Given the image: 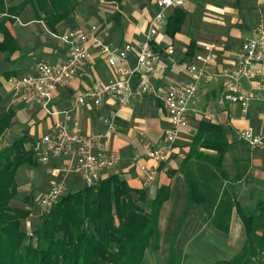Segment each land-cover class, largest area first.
<instances>
[{"label":"crops","instance_id":"0c3cea01","mask_svg":"<svg viewBox=\"0 0 264 264\" xmlns=\"http://www.w3.org/2000/svg\"><path fill=\"white\" fill-rule=\"evenodd\" d=\"M157 1L4 0L5 8H20L10 19L5 11H0V24H3L0 29V113L8 108L14 111L11 125L2 137L13 134L9 143L27 134L30 140L25 147L29 149L56 122L67 123L69 128L89 135L104 132L103 117L111 116L116 130L101 142L106 150L119 154V161L103 171L102 179L117 174L131 188L142 190L148 201L157 195L162 200L157 217L158 240L154 247L145 250L140 264H165L173 253L182 256L180 264H213L230 259L243 245L245 230L239 211L254 210L258 202L264 203V145L251 149L239 138L242 129L255 133L264 129V90L259 88L260 77L237 82L222 73L223 69L234 65L244 41L256 36L258 27L264 28V0H184L179 7L167 10L165 26L157 36L155 50L159 60L152 83L157 89H163L167 85L190 82L193 75L185 69L190 63L201 68V75L197 93L190 101L194 112L187 126L180 130L173 154L163 163L147 160L142 150L144 138L161 144L162 129L169 125L166 112L153 96L131 98L126 105L110 96L103 98L98 107L74 106L80 92L107 83L114 76L113 68L98 47L88 48V57L75 75L58 86L45 103L25 105L12 91V80L31 71L37 62L55 63L65 58L68 46L61 35L74 28L89 30L91 25H96L97 34L111 50L129 43L132 50L127 64L132 66L157 11ZM176 10L183 15L182 23L180 29L170 34L166 30L167 20ZM206 45H210L208 51ZM168 48L173 50L171 54L167 53ZM207 54L210 55L208 61ZM116 62L123 63L118 59ZM250 66L259 65L251 63ZM262 66L264 70V63ZM227 92L247 96V106L242 108L238 102L225 98ZM203 123L220 126L229 144L220 155L215 149L198 148L203 156L217 160L218 168L209 170L215 169V174L220 170L221 182L219 186L213 184L212 201L188 204V186L181 165ZM138 163L155 166L156 174L151 183L145 184L138 176ZM59 165L60 160L50 159L43 163L37 160L35 168L21 167L16 175L17 195L11 199V205L28 210V203L54 184L56 177L52 171ZM201 171L195 169L192 174L199 175ZM84 186L77 175L71 174L66 178L65 192ZM235 189L252 190L259 199L249 208L250 205H243L238 199ZM222 195L233 202L226 228L213 222ZM29 217L30 212L25 218V228L33 225ZM154 252L164 254L161 262L152 259Z\"/></svg>","mask_w":264,"mask_h":264},{"label":"trees","instance_id":"16d2710c","mask_svg":"<svg viewBox=\"0 0 264 264\" xmlns=\"http://www.w3.org/2000/svg\"><path fill=\"white\" fill-rule=\"evenodd\" d=\"M19 8H5L4 0H0V11H5L8 19L14 18ZM182 18L178 10L168 17V33L180 29ZM13 116L12 108L0 113V139ZM28 140L25 134L0 146V264H140L145 250L158 240L157 217L162 200L157 195L148 201L142 190L131 188L117 174L95 185L64 192L41 215L30 234L21 229L20 221L29 215L28 211L12 206L10 201L17 195L19 169L37 166L33 147H25ZM228 144L220 126L203 123L199 127L181 165L188 186V204L212 201L213 184L219 186L221 182L220 170L218 174L215 169L209 170L218 168L217 160L203 156L198 148L215 149L220 155ZM195 169L203 172L192 174ZM139 202L148 203L149 211ZM232 204L226 196L219 198L213 214L215 224L226 228ZM239 213L245 230L240 251L213 264L264 262V203ZM177 256L171 254L165 264H180L182 256Z\"/></svg>","mask_w":264,"mask_h":264},{"label":"built area","instance_id":"2783aa9c","mask_svg":"<svg viewBox=\"0 0 264 264\" xmlns=\"http://www.w3.org/2000/svg\"><path fill=\"white\" fill-rule=\"evenodd\" d=\"M184 0H158L157 11L150 20L148 29L141 41L134 64H127L128 53L132 50L129 43L111 50L103 38L97 34V26L91 25L89 30L74 28L65 31L61 38L67 44L68 51L64 59L51 63L39 61L33 69L12 80V91L18 101L25 105L41 104L48 101L53 91L68 82L77 69L88 57L90 46L98 47L99 53L106 58L114 70V76L107 83L80 92L74 100V106L91 105L98 107L102 99L114 96L121 105H126L131 98L142 99L151 95L157 99L166 112L169 125L162 129V143L155 144L151 140H142L143 156L156 164L167 161L175 150V141L180 130L187 126L191 114V99L198 90V79L201 68L194 63L187 64L185 69L193 79L182 85H167L157 89L152 83L158 64V53L155 50L159 31L165 26L166 12L169 8L182 5ZM257 35L248 37L240 50L239 56L232 67L223 69V75L233 81L259 78V88L264 90V28L256 29ZM210 45H206L208 51ZM173 50L167 49L171 54ZM116 59L123 62L118 65ZM206 61L210 55L205 57ZM251 63L259 66L252 68ZM224 97L238 102L242 108L247 106V96L227 92ZM106 126L104 132L84 135L69 128L67 123L56 122L49 132L44 133L33 144L38 162L50 159L60 160V165L53 169L56 177L54 184L39 194L36 199L41 211L48 210L65 192L68 175H77L86 186L97 184L103 171L110 169L119 161V154L106 150L101 142L116 130V124L111 116H104ZM239 138L251 149L263 147L264 129L255 133L248 128L239 131ZM137 174L145 184L154 180L156 169L154 165L138 163Z\"/></svg>","mask_w":264,"mask_h":264},{"label":"rangeland","instance_id":"374dc122","mask_svg":"<svg viewBox=\"0 0 264 264\" xmlns=\"http://www.w3.org/2000/svg\"><path fill=\"white\" fill-rule=\"evenodd\" d=\"M14 134L17 135L18 132H15ZM12 135L6 134V136L2 137L0 139V146L6 145V143L9 141V139L12 137ZM235 190H236L235 193H236L238 199L241 201V203L243 205H248V206L250 205L249 208H252L254 206L255 202L259 199L258 198V194L255 193L252 190H249L251 192H249L248 190L247 191H241V192H239L238 189H235ZM37 196H39V194ZM134 198H137V196L134 195ZM139 204L141 206L145 207L146 211H149V208H148L149 204L148 203L147 204L145 203L146 205H143L142 203L139 202ZM27 209H28L27 210L28 211V214L30 212V215H31V217H29V219H31L30 220V225L32 223H33V225L28 226V228H25L24 223L27 221V220H25V218H23L20 221V223H21V229L23 231H25L26 233L30 234L36 228L37 224L40 222L41 215H43L47 210L46 211H41L38 208V206H37L36 199H32L30 201V203H28V208ZM29 219H28V221H29ZM151 255H152V259H154L156 262L157 261L161 262V260H163V258H164V254L161 255L160 252H158V253H155L154 252ZM151 255H149L150 258H151ZM149 256H148V258H149ZM179 256H177V257H179ZM148 258H147V260L150 261V259H148ZM256 264H264V262H257Z\"/></svg>","mask_w":264,"mask_h":264}]
</instances>
